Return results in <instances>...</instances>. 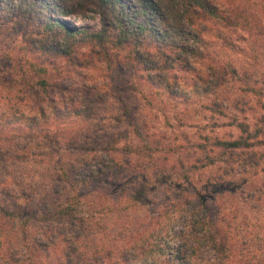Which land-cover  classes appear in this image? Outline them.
<instances>
[{
  "label": "clouds",
  "instance_id": "obj_1",
  "mask_svg": "<svg viewBox=\"0 0 264 264\" xmlns=\"http://www.w3.org/2000/svg\"><path fill=\"white\" fill-rule=\"evenodd\" d=\"M0 264H264V0H0Z\"/></svg>",
  "mask_w": 264,
  "mask_h": 264
},
{
  "label": "trees",
  "instance_id": "obj_2",
  "mask_svg": "<svg viewBox=\"0 0 264 264\" xmlns=\"http://www.w3.org/2000/svg\"><path fill=\"white\" fill-rule=\"evenodd\" d=\"M200 2L202 3V0H200ZM99 6L103 9V8H106L108 6V0H99ZM143 12H144V15L145 17H147L149 15V13L151 12V8L150 7H145L143 8ZM150 25L148 24H144V25H141V28L142 29H147ZM127 34H125L126 36Z\"/></svg>",
  "mask_w": 264,
  "mask_h": 264
}]
</instances>
